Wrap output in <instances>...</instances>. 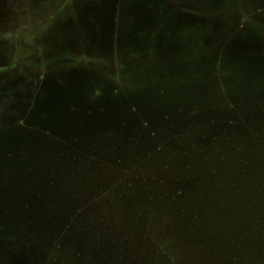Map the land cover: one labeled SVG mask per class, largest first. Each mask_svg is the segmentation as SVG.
I'll return each instance as SVG.
<instances>
[{
	"label": "trees",
	"instance_id": "obj_1",
	"mask_svg": "<svg viewBox=\"0 0 264 264\" xmlns=\"http://www.w3.org/2000/svg\"><path fill=\"white\" fill-rule=\"evenodd\" d=\"M222 97L232 109L231 94ZM127 112L121 125L110 121L104 142L22 121L4 131L18 128L43 141L0 157L2 264H36L31 236L19 239L12 229L24 221L34 231L39 215L52 226L43 229L50 238L38 258L43 264H64L61 255L71 264H264V146L254 135L252 146L236 136L255 124L264 132V121L248 126L240 115L200 116L194 128L204 137L212 132L214 157L190 143L184 156L195 151L197 164L172 160L178 155H166L170 141H159L184 124L183 113L155 125L134 106ZM194 165L201 176L191 173Z\"/></svg>",
	"mask_w": 264,
	"mask_h": 264
},
{
	"label": "rangeland",
	"instance_id": "obj_2",
	"mask_svg": "<svg viewBox=\"0 0 264 264\" xmlns=\"http://www.w3.org/2000/svg\"><path fill=\"white\" fill-rule=\"evenodd\" d=\"M124 1L0 0V132L20 121L22 127L43 126L44 119L39 116L44 114L56 117L58 127L71 128L69 114L83 118L88 113L84 123L75 124L77 130L92 135L91 141L104 142L110 121L117 120V125L126 121L129 105L136 107L137 114L155 115L164 110L179 114L191 105L196 109L195 102L208 98L219 117L240 115L248 126L264 121V90L259 91L264 88V69L260 71L263 67L252 61L251 68L239 70L249 58L264 62V0H169L171 12L193 19L179 24L181 18L159 13L152 21L141 23L138 11V27L136 18L119 11ZM89 4L109 9L104 15L110 29L99 26L96 15L86 9ZM170 18L179 24H175L177 28ZM199 59L210 72L207 77L201 71V76L192 75V90L185 86L174 97L170 95L175 87L170 76L157 80L163 70L190 66ZM203 80H213L217 95L212 94L217 97L202 90ZM238 81L240 87L235 86ZM250 83L254 85L248 86ZM222 93L231 94L232 109L227 110ZM164 116L159 124L163 125ZM199 118L192 119L191 126L187 124L190 118H185L180 127L164 131L159 141H170L166 155H178L172 160L189 158L184 152L190 143L208 148L210 159L214 157L212 132L204 137L194 128L198 122L202 124L204 118ZM251 129L236 131V136L244 134L250 144L248 136L254 135L264 146V132L256 124ZM148 138L152 149L155 142ZM201 158L194 151L192 163L199 164ZM199 166H193L194 176H201Z\"/></svg>",
	"mask_w": 264,
	"mask_h": 264
},
{
	"label": "water",
	"instance_id": "obj_3",
	"mask_svg": "<svg viewBox=\"0 0 264 264\" xmlns=\"http://www.w3.org/2000/svg\"><path fill=\"white\" fill-rule=\"evenodd\" d=\"M169 2H170L169 0H125L124 3H122V5L119 7V11L122 14L128 15L132 20H133V18L134 19L136 18V21H134V22H136L137 27L140 25V21L137 18V12L138 11H139V14L140 13L142 14L141 15L142 16L141 23L144 21H152L153 19H155V18H152L153 16L159 17V15L163 14V13L169 14V15L171 14L170 17L171 18L174 17V19L181 18L180 20L177 19L179 21L178 22L179 24L181 23L180 21H182V20H185V19L192 20L193 19V17H191L189 15L186 17H183L184 15H181L178 12H174V11L171 12L170 9H172V5ZM110 9H111V7H110ZM90 12H92L93 15H96L95 18H96L99 26H101L102 28H108V29L111 28L110 23L108 21V18H106V16L104 15L106 12L97 13L95 10L90 11ZM107 12H109V9H107ZM171 18H170V21H171ZM178 23H175V24L179 26ZM175 24H173L171 21L172 26L173 25L175 26ZM178 26H175V28H177ZM137 27H135V28H137ZM110 35H112V34H110ZM252 61L258 62L263 67L260 70L263 72L264 62L262 63L260 60H257L255 58H249L245 62L244 65L241 64L239 70L242 67L251 68L252 67V64H251ZM190 64H191L190 66H189V64H188V66L175 65L172 69L170 68V70H168V71L163 70L162 72L158 73L159 74L157 77L158 81H163L165 79H168L167 77L170 76L169 79L172 81L171 83L175 86L174 90H172L173 92L170 94L171 96H174V95H176V93L184 90V89H180V88H183L185 86L191 88L189 90H192V88H195L193 86H190L189 81H190V78L192 77V75L201 76L198 71H201V74H204L205 77L208 76V73L210 72L209 66L205 62L201 63V59H199L198 61L192 62ZM168 72H169V74H168ZM250 75L252 76V74H250ZM253 76H255V75H253ZM258 77H260V76H258ZM223 79H225V78H223ZM212 81L213 80H210V81L203 80L202 90L207 92L209 95L210 94L214 95V94H212V92H214L217 95V91H215V88H214ZM238 83H240V81H238L235 86L240 87L242 85V83L239 84L240 86L238 85ZM246 84L247 83H245V85ZM245 85L243 84V86H245ZM249 85H254V84L250 83V84H248V86ZM45 88L46 89L49 88V85H47V87H45ZM262 90H264L263 87H261V90H259V91H262ZM228 91H230V89ZM60 92H62V91H60ZM67 95H68V93L64 92L62 96L66 98ZM263 95H264V91H263ZM174 97H177V96H174ZM213 97H217V96L214 95ZM162 98H164V97H162ZM208 99L204 100V101L201 99V103L195 102L196 104L194 106L196 109H194V108L191 109L193 107V105L187 107L186 112L183 113L184 119L190 118V119L194 120L200 116H209V117L210 116H217V112L212 110L213 106L211 107L207 103ZM211 99L213 101H216L213 98H211ZM222 101H224V100H222ZM187 105H189V104H187ZM162 106H164V105H162ZM164 111H165V113H157L155 115L151 114V113L150 114L140 113V114L144 119H146L148 121L152 120V124H155V125L159 122L158 121L159 118H161L164 114L169 115L170 117H174V119H176V120L182 118L180 113L179 114L173 113L175 111H168V110H164ZM39 119H44L43 126H38L41 129L43 128L45 130H51V131H54V130L57 131L58 130L60 132V131H64V130L69 128L68 127L65 129V128H61L60 126L58 127L59 123L56 120V117H54V116H45V114H44L43 118H41V116H39ZM80 119H81L80 115H77V117H76L75 115L71 116V114H69V116H68V122H69L68 125H73L70 129H73L75 132H77L76 134L86 133L85 131L77 130V127L80 125ZM75 124H78V126H75ZM127 124H131V121L127 122ZM40 140L43 141L42 138H40L34 134L25 133L24 131H22L18 128L12 129V130L7 131L5 133H4V131L0 132V157L3 155H6L7 153H14L20 149H27L29 146H31L32 144L34 145L35 142L40 141ZM45 220L46 219L43 216L39 215L36 219V225L37 226H36V228H34V231L31 228H27V224L24 223V221L18 223L16 228L14 226L12 229V233L14 235H17V237L19 239H24L27 235H30L32 237V239L30 237V241H31L30 244H31L32 252L34 253V258H35L36 264H43V262H41V260L38 258H41V255L44 254V252H43L44 248L43 247H48L50 245V238H48L44 234L43 229L45 228L47 231H49L52 229V226H51V223L49 221H48V223L44 224ZM54 232L56 234L58 232L57 229H55ZM70 238L71 237H69L67 239V241H69ZM42 242H43V245L41 244ZM60 258L64 264H71V262L74 263V261L68 255H66V256L61 255ZM0 264H2V260H0Z\"/></svg>",
	"mask_w": 264,
	"mask_h": 264
},
{
	"label": "flooded vegetation",
	"instance_id": "obj_4",
	"mask_svg": "<svg viewBox=\"0 0 264 264\" xmlns=\"http://www.w3.org/2000/svg\"><path fill=\"white\" fill-rule=\"evenodd\" d=\"M87 11H94L95 9H97V13L100 12H107V7L105 6H101L100 8H98L97 6H94L92 4H89L88 7H86ZM103 15V14H102ZM104 30V29H103ZM104 33H107V31H104Z\"/></svg>",
	"mask_w": 264,
	"mask_h": 264
}]
</instances>
